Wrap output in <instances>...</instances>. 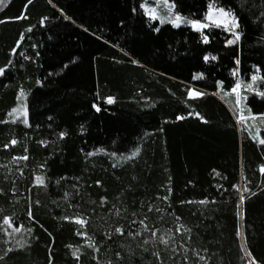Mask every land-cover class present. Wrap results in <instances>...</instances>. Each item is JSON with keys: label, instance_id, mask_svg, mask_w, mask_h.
I'll return each instance as SVG.
<instances>
[{"label": "trees", "instance_id": "obj_1", "mask_svg": "<svg viewBox=\"0 0 264 264\" xmlns=\"http://www.w3.org/2000/svg\"><path fill=\"white\" fill-rule=\"evenodd\" d=\"M144 1L0 0V264H264V0Z\"/></svg>", "mask_w": 264, "mask_h": 264}, {"label": "rangeland", "instance_id": "obj_2", "mask_svg": "<svg viewBox=\"0 0 264 264\" xmlns=\"http://www.w3.org/2000/svg\"><path fill=\"white\" fill-rule=\"evenodd\" d=\"M144 9H145L146 13L149 16H151L152 18L155 17L154 19H158L162 23H170L172 25H174L175 18L177 16H179L181 18V22H179V26L188 24L192 28H194L193 27V22L210 24V22L206 19V17L209 14L213 15L214 17H216L218 23L220 24V26H217V27H225L224 21L226 19H234L236 24H238L237 19L229 11L223 9L225 12L229 13V16L227 18H224V17H221L219 15V10L220 9H214V8H211L208 11V13H207V15H206V17H205V19L203 21L186 19L182 14H180L175 9L174 4H173V2L171 0H145L144 1ZM208 27H210V26H208ZM205 28H207V27H205ZM225 28H233V27L231 26V24H229ZM194 29H196V28H194ZM192 90H195V91L201 93L200 91H198V90H196L194 88ZM25 115H27L26 107H25V105H21L20 109L17 112V116L18 117H25Z\"/></svg>", "mask_w": 264, "mask_h": 264}, {"label": "snow or ice", "instance_id": "obj_3", "mask_svg": "<svg viewBox=\"0 0 264 264\" xmlns=\"http://www.w3.org/2000/svg\"><path fill=\"white\" fill-rule=\"evenodd\" d=\"M210 8H212V6H210ZM219 15H220L221 17L227 18V17L229 16V13H228V12H225L223 9H220V10H219ZM154 18H155V17H154ZM206 19L210 22V24L199 23V22H193V27L196 28L197 30H202L203 28L208 27V26H213V25H214V26H220V24L218 23L216 17H214L213 15L209 14V15L206 17ZM179 22H181V18H180L179 16H177V17L175 18L174 26L178 27V26H179ZM229 24H231V26H232L233 28L238 27V24H236V22H235L234 19H226V20L224 21V25H225V27H227ZM234 35H235L236 40H239V35H237V34H235V33H234ZM204 42H205V43L208 42L207 37L204 38ZM228 43L231 44V43H234V41H229ZM204 59H205V61H207V60L209 59V57L206 56ZM212 59H215V57H212ZM237 63H238V61H237ZM2 74H3V69H0V75H2ZM195 78L199 79L200 77H195ZM255 79H256V77L254 76V77H253V80H255ZM239 87H240V85L237 84L236 88H239ZM249 87H251V85H249ZM235 90H236V89H234V91H235ZM21 95H23V93H21ZM200 95H201V93H199V92H197V91H195V90H192V91L189 92V96H190L191 98H197V97H199ZM107 102H108V103H113V100H112L111 98H109V99L107 100ZM238 102H239V101H238ZM14 111H15V110H14ZM97 111H99V108H97ZM260 143H261V144H264V140H261ZM136 154H138V150H137L136 152H133L132 156H135ZM26 158H27V157H23V159H26ZM131 158H132V157H129V159H131ZM261 171L264 172V168H262ZM36 182H37V184H41V185H42V184H43V179H42L41 177H37V178H36ZM241 201H243V197H241ZM75 222L78 223V224H81L82 226H83V224L85 223V221L80 220V219H76ZM4 223L8 224L9 227H11V223H10V221L5 220ZM141 223H143V222L141 221ZM145 228H147V226H145ZM14 230H15V231H18L19 229H14ZM116 231L121 232V229L118 228ZM121 234H123V233L121 232ZM155 235H156V233L153 232V236H155ZM162 242L167 243V241H166V240H163V239H162ZM248 255H250V253H249ZM78 258H79V257H77V259H78ZM252 264H255V261H254V260L252 261Z\"/></svg>", "mask_w": 264, "mask_h": 264}]
</instances>
